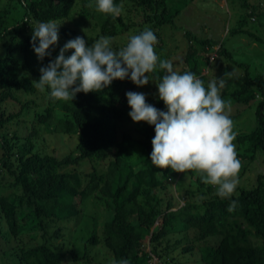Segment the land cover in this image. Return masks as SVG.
<instances>
[{
  "label": "trees",
  "instance_id": "1",
  "mask_svg": "<svg viewBox=\"0 0 264 264\" xmlns=\"http://www.w3.org/2000/svg\"><path fill=\"white\" fill-rule=\"evenodd\" d=\"M196 1L113 0L123 5L116 18L96 12L95 0H6L0 6V15H17L9 25L0 24V171L5 180L0 264H91L88 254L97 246L115 264L122 259L130 264H264V71L256 72L234 54L246 46L241 39L256 43L252 48L264 47V0H225L228 26L219 41L176 23ZM50 20L60 24L59 40L40 61L31 35L37 23ZM146 27L157 37L154 47L161 60L169 61L178 49L169 42L181 34L186 46L181 73L191 71L205 87L221 76L226 80L221 95L231 102L233 143L242 163L229 199L219 198L216 188L194 172L151 164L154 126L131 120L125 94L144 93L148 104L166 111L154 83L137 87L127 78L114 80L100 91L77 93L72 101L52 100L48 90L34 85L39 69L67 41L79 36L90 46L102 36L111 37L118 50ZM31 94L35 101L26 97ZM39 102L43 108L26 116ZM21 121L19 128L9 127ZM42 132L76 141L58 156L45 152ZM84 162L91 166L88 173L75 169ZM90 198L103 205L102 238L93 235L75 247L67 235L79 226ZM233 200L237 206L229 212Z\"/></svg>",
  "mask_w": 264,
  "mask_h": 264
},
{
  "label": "clouds",
  "instance_id": "2",
  "mask_svg": "<svg viewBox=\"0 0 264 264\" xmlns=\"http://www.w3.org/2000/svg\"><path fill=\"white\" fill-rule=\"evenodd\" d=\"M87 6L92 8L93 4ZM95 11L116 18L122 14L123 5L95 0ZM59 27L50 20L33 28L30 43L38 60L51 55L50 46L59 40ZM157 43L153 30L147 27L131 35L118 50L112 47L111 37L102 36L88 46L78 36L67 41L55 59L39 69V80L33 82L41 92L48 90L49 98L56 101H72L77 93L100 91L114 80L127 78L137 87L154 83L166 111L148 104L144 93L125 94L131 120L154 126L151 164L176 173L194 172L203 184L216 188L219 198L229 199L239 184L242 163L233 143L236 133L230 117L231 102L221 95L226 80L221 76L205 87L191 71L181 73L170 61L161 60L155 52ZM69 50L71 54L66 56ZM236 206L233 200L227 210L232 212ZM118 264L130 262L122 259Z\"/></svg>",
  "mask_w": 264,
  "mask_h": 264
},
{
  "label": "rangeland",
  "instance_id": "3",
  "mask_svg": "<svg viewBox=\"0 0 264 264\" xmlns=\"http://www.w3.org/2000/svg\"><path fill=\"white\" fill-rule=\"evenodd\" d=\"M196 2L197 4L188 5V7L184 10L183 15L181 14L180 16H178V21L175 20L176 23L182 25V28L190 30L191 32H196L204 38L209 36L213 40L219 41L223 36H225V32L228 26L227 23L229 15L225 6L226 1L211 0L207 4L206 2L203 3L202 0H197ZM5 3L6 0H0V6L4 5ZM0 16L4 17L1 20L0 24L5 22L6 25H9L13 21L14 17H17V15H15V12H11L10 19L4 14ZM176 37L177 38L175 42H169V46L171 48L174 44L178 45V49L176 51H171L169 61L173 63V67L175 70L181 72L182 68L184 67L183 57L186 46L185 43L183 44L181 41V34H178V36L176 34ZM240 42L241 44L246 46L244 48L237 49V52H234L236 59H238L240 62H248L252 66V68L255 69L256 72L264 71V47H262L261 49L252 48L256 46V43H250L245 39H241ZM235 46L236 44L234 45V47ZM169 48H167V51H169ZM213 49L216 50L217 46H214ZM35 79L34 81L39 80V76L37 75ZM26 97L29 100L35 101L34 94L28 95ZM8 105H10V103H8ZM38 106L39 107L37 108L31 106V108L28 109L26 116L33 115L36 110L43 108L40 102ZM17 109V106H15L14 111H17ZM7 110L13 111V109L9 107H7ZM250 113L251 110L247 113L245 112L246 115H249ZM22 118L23 117H21V119ZM241 121H246V119H237L238 123ZM12 123L13 124L9 127L13 129H17L24 124V122L22 121L19 125H17L18 122ZM128 127L129 129L133 128L132 123H130ZM243 129L246 130L245 126H243ZM18 130H22V135H24V129ZM41 134L42 135H40V137L43 136V143H40L43 146V149H45V152H51L58 156H61L66 153L76 141L74 138L70 139L68 137H64L63 135L59 136L58 134H55L53 136H49L47 134L44 135L43 132ZM99 166L100 164L98 163L94 164V167H96L97 169L100 168ZM75 169H77L78 172L88 173L89 171H91V166L89 163L84 162L83 164L76 166ZM68 170L72 171L73 168H66V171ZM2 173L3 172L0 171V194L3 193L2 186L5 184L4 177L1 176ZM83 210L84 211L80 218L79 226H77L75 229H70L67 235V242L69 244L74 243L75 247L83 246L86 240L88 238H91L93 235H97L98 238H102V226L104 219L103 205L101 206L100 204L94 202L92 198H90L85 203ZM88 255L91 257V264H115L114 259L109 254L106 255L104 251L101 250V248H99L98 246L95 249L91 248ZM156 262L157 261L154 260L153 264Z\"/></svg>",
  "mask_w": 264,
  "mask_h": 264
}]
</instances>
